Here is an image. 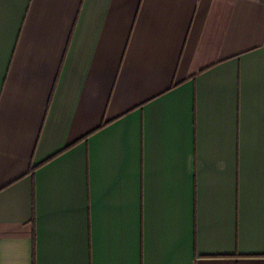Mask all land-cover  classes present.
<instances>
[{
	"label": "crops",
	"instance_id": "1",
	"mask_svg": "<svg viewBox=\"0 0 264 264\" xmlns=\"http://www.w3.org/2000/svg\"><path fill=\"white\" fill-rule=\"evenodd\" d=\"M0 264H264V0H0Z\"/></svg>",
	"mask_w": 264,
	"mask_h": 264
}]
</instances>
